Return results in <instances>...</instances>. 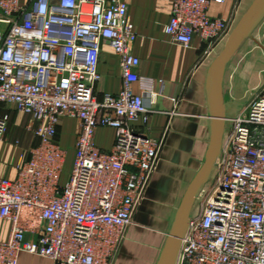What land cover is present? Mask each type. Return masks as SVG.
<instances>
[{"label": "built area", "instance_id": "built-area-1", "mask_svg": "<svg viewBox=\"0 0 264 264\" xmlns=\"http://www.w3.org/2000/svg\"><path fill=\"white\" fill-rule=\"evenodd\" d=\"M226 1L171 0L163 31L183 47L193 36L215 43L228 22L211 18L208 8ZM0 24L6 27L0 31V141L11 110L27 117L25 130L37 140L15 180L0 178V218L10 224L0 264H18L23 253L53 264H114L161 148L131 126L140 121L146 128L148 116L134 89L136 33L127 5L0 0ZM102 42L118 58L122 84L116 95L99 99ZM63 119L78 125L64 184L67 152L56 142ZM99 128L115 131L109 152L95 145ZM214 170L213 190L201 215L189 218L175 264H264V89L233 120Z\"/></svg>", "mask_w": 264, "mask_h": 264}, {"label": "crops", "instance_id": "crops-1", "mask_svg": "<svg viewBox=\"0 0 264 264\" xmlns=\"http://www.w3.org/2000/svg\"><path fill=\"white\" fill-rule=\"evenodd\" d=\"M26 1L20 0L22 4ZM122 1L136 33L132 54L138 62L139 81L134 89L143 98L148 116L146 128L140 121L131 126L144 131L161 148L114 264H164V253L174 244L177 219L219 136V122H223V145L232 132L233 120L244 115L264 89V4L230 52L216 64L232 34L259 0L211 4L208 15L228 22L226 34L215 43L193 36L188 47L172 43L163 31L170 20L171 0ZM5 28L0 24V31ZM212 69L221 107L211 82ZM98 73L96 96L116 95L122 84L118 58L106 42L100 45ZM220 113L223 120H219ZM10 115L7 134L0 141V178L13 181L17 165L28 157L37 140L25 130V115L14 110ZM77 129L73 119H63L57 129L56 142L67 156L70 151L74 154ZM94 140L99 150L109 152L115 131L99 128ZM215 178L214 168L205 172L188 207V218L201 215ZM9 227V222L0 218V242L8 238ZM18 264L53 263L23 253Z\"/></svg>", "mask_w": 264, "mask_h": 264}, {"label": "water", "instance_id": "water-1", "mask_svg": "<svg viewBox=\"0 0 264 264\" xmlns=\"http://www.w3.org/2000/svg\"><path fill=\"white\" fill-rule=\"evenodd\" d=\"M263 4H264V0H259L257 2V4L254 6V8L251 10V12L247 15V17L239 24V26L237 27L235 32L232 34V36L229 40V43L227 44V46L225 48V51L220 56V58L218 59L216 64L219 61H221L230 52V50L233 48V46L237 42L242 30L250 23V21L256 15V13L259 11V9L263 6ZM210 77H211V82H212V85L214 87V90L216 92V95H217V98L219 101V106L221 107L219 90H218L217 84H216L214 77H213V69L210 72ZM219 120H223L222 113L219 114ZM222 125H223V122L220 121L219 122V136L216 140V143H215L213 149L211 150V153L209 155V158H208L206 164L204 165V168L200 172L190 194L188 195L187 200L184 203V206L182 208L180 216L177 219L176 232L173 235L174 244H173L172 249L165 251L164 256H163V261H165L164 264H175V262H176V258H177L178 251L180 248V240L184 235V232H185L186 226H187V222L189 220V218L187 217V210H188V207L190 205L191 199L194 196V194H195V192H196V190H197V188L201 182L203 175L205 174V172L207 170H212L214 168V163L220 154L221 147H222V145H221V128H222ZM144 195H145V193H144Z\"/></svg>", "mask_w": 264, "mask_h": 264}, {"label": "rangeland", "instance_id": "rangeland-1", "mask_svg": "<svg viewBox=\"0 0 264 264\" xmlns=\"http://www.w3.org/2000/svg\"><path fill=\"white\" fill-rule=\"evenodd\" d=\"M73 156H74L73 152L70 151L68 156H67L66 163L64 166L63 175H62V182L65 180V178L67 180V178L70 174V171L72 168Z\"/></svg>", "mask_w": 264, "mask_h": 264}]
</instances>
